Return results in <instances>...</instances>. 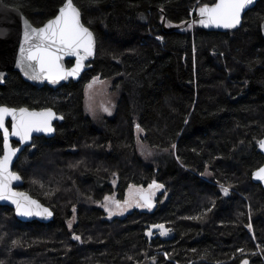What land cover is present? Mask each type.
<instances>
[{
	"label": "trees",
	"instance_id": "1",
	"mask_svg": "<svg viewBox=\"0 0 264 264\" xmlns=\"http://www.w3.org/2000/svg\"><path fill=\"white\" fill-rule=\"evenodd\" d=\"M2 1L36 27L65 3ZM73 1L97 38L92 69L58 90L36 88L17 72L0 85V105L51 108L64 118L55 136L36 138L15 167L23 189L54 219L25 224L0 207V264H264L254 241L264 253V190L252 181L264 162L257 152L264 138V0L226 33L194 22L170 30L214 0ZM97 77L112 80L116 94L114 116L100 124L84 109L85 88ZM137 125L149 157L140 153ZM153 181L164 185L154 211L110 220L97 207ZM157 224L170 233L150 241L146 232Z\"/></svg>",
	"mask_w": 264,
	"mask_h": 264
},
{
	"label": "snow or ice",
	"instance_id": "2",
	"mask_svg": "<svg viewBox=\"0 0 264 264\" xmlns=\"http://www.w3.org/2000/svg\"><path fill=\"white\" fill-rule=\"evenodd\" d=\"M252 3V0H214L212 3H205L199 7V23L204 26H216L226 29L236 27L241 20V13L245 7ZM95 38L88 27L81 22L80 9L73 0H65L58 14L47 21L41 28H33L25 23L24 44L20 47V66L24 69L25 75H31L34 80L48 79L53 83L67 79L69 76H77L84 67L83 62L88 57L94 55ZM64 56L77 57L76 64L71 69L63 66ZM2 77V74H0ZM99 78L97 77L93 83ZM92 85H89L91 88ZM109 111L108 108L104 109ZM11 117V131L6 126V119ZM56 118V114L51 109L40 112L30 111L28 108H10L0 105V130L3 131L5 153L0 157V200H11L17 211L21 215H48L52 213L44 208L38 201L23 193L14 191L11 187L12 181L20 180L19 175L10 171L12 158L19 149L12 148L9 144L10 136H17L23 141L31 138L33 131L52 132L51 121ZM63 119V117H60ZM137 129L140 126L137 125ZM264 148V141L260 142ZM175 147V145H173ZM255 176L264 181V168L259 169ZM164 185L153 181L148 189L132 186L129 189V200L123 202L115 200L113 197H105V200L114 204L121 212L127 207H131L134 202L137 206L151 208L153 206L152 197L155 195L154 189H161ZM227 194L228 189H224ZM104 207L113 214V210L106 203ZM75 211V209H73ZM75 219V218H73ZM69 228L72 222L68 223ZM161 235H167L170 231L164 225H157ZM148 235H152L149 231ZM80 240L79 236L74 237ZM241 251H243L241 249ZM243 264H248L245 260Z\"/></svg>",
	"mask_w": 264,
	"mask_h": 264
},
{
	"label": "water",
	"instance_id": "3",
	"mask_svg": "<svg viewBox=\"0 0 264 264\" xmlns=\"http://www.w3.org/2000/svg\"><path fill=\"white\" fill-rule=\"evenodd\" d=\"M260 1L261 0H252V3L245 7L244 11L241 13L240 23L234 28L226 29L223 27L201 25L199 23L200 17H199V12H198L199 8H198L194 20H190L189 22L185 23L182 26L170 28V30L174 31V32H181V31L185 30L192 22H194L197 26L203 28L204 30H206L208 32L226 33L227 31L237 30L242 26L245 14L248 11L252 10L257 5V3ZM74 4H75V2H74ZM80 12H81V10H80ZM81 22L84 24L85 27H88L85 25V23L83 21L82 12H81ZM25 23H27L28 25H30L33 28H41L47 22L40 27H36L28 20V18L23 14V12L20 9L9 7L2 0H0V74H2V77H0V85L5 84V81L8 77L9 72H17L20 74V76L22 77V79L25 82L31 84L32 86H34L36 88L40 89V88L47 86L52 90H58L59 88H61L62 86L66 85V84H69L70 82L75 83V82L80 81L82 76L86 72H88L90 69H92L91 63L95 60L96 54H97V38H96L94 32L88 27L90 29V31L93 33L94 38H95L94 55L88 57V59H86L83 62L84 67L81 70V72L79 73V75L69 76L67 79L60 80L57 83H53L51 80H48V79L34 80L31 78V75H25L24 69L19 64L20 47H21V45L24 44ZM164 28L166 29V27H164ZM261 32H262V35L264 38V22L261 24ZM76 60H77V57L64 56L62 63L66 69H71L72 67L75 66ZM68 62H72V65L68 66V64H67ZM10 108H14V107H10ZM23 108H27V107H23ZM48 109H51V108H48ZM29 110L40 112V111H43L45 109H42V110L29 109ZM51 110L56 114V118H54L51 121V125H52V128L54 129V131H52V132L33 131L31 134V138L27 141H23L17 136H10L9 137L10 146L12 148L19 149V151H17L15 156L12 158L11 165H10V171L19 175L17 172H15V166L18 163V161L20 160V158H21L22 154L25 152V150L30 148L33 145L34 139L43 138V137L51 138V137L55 136L56 124L62 123L64 121V118L60 119V117H63V116L58 115L55 110H53V109H51ZM5 123H6V126L9 128V131H11V123H12L11 117H8L5 121ZM0 133L2 134V138H3V131L0 130ZM261 141H264V138H262L258 142L257 152L260 153L264 157V148H261V146H260ZM13 142L18 143V146L14 147ZM4 153H5V148H4V138H3V155H4ZM261 168H264V163L260 168H258L257 170H255L253 172L252 179L255 183L261 184L263 189H264V181L257 179L255 176V173ZM19 177H20V180L12 181V185H11L12 189L18 193L26 194L27 196L31 197L33 200L38 201L39 204H41L44 208L49 209L51 211L52 215L51 216H48L46 214L42 215V216L21 215L17 211L16 205L11 200H0V206L1 207H7V208H10L11 210H13L16 219L21 223L26 224V223L38 222L40 224L45 225V224H49L50 222H52L54 219L53 210L50 207H48L47 205H45L44 203H42L40 200L34 198L30 193L26 192L25 190H20L24 186V181L20 175H19ZM152 201H153V206L151 208H148V209L155 210L157 207V204L153 198H152ZM149 231H151V233L153 234L154 232L162 231V230L158 227H155V226H153L151 229H149L147 231L146 237H148V239L151 241L152 236L148 235ZM248 264H249V262H248Z\"/></svg>",
	"mask_w": 264,
	"mask_h": 264
},
{
	"label": "rangeland",
	"instance_id": "4",
	"mask_svg": "<svg viewBox=\"0 0 264 264\" xmlns=\"http://www.w3.org/2000/svg\"><path fill=\"white\" fill-rule=\"evenodd\" d=\"M95 79L96 78H94L90 83H88L86 88H85V107H84V109H85V113L95 123L100 124L104 119L112 118L114 116L115 107H116V94L113 91V87H112L113 81L112 80L99 78L98 80H96L95 83H93V81ZM89 85H92L91 88L89 87ZM105 108H108L109 111H105L104 110ZM136 134H137V143H138L140 153L144 157L151 156L150 149L142 140V136L144 133L142 131H138ZM114 184L116 185L117 181H114ZM129 189L127 191L126 199H124V200H119L118 197L116 196V194L109 195L107 197H113L115 200H119L121 202H123L125 200H129ZM143 189L149 190L148 187L147 188L143 187ZM152 191L155 192V195L152 198L155 201H157L159 199V196H161L163 194L164 187L161 189H154ZM106 203L109 205V207L112 208L113 214H110L109 211L104 207V204H106ZM97 207L100 208L101 210H103L106 213L107 219H110V220H116V219L123 220L127 216L132 214L134 211L145 212V210H146L144 207L137 206L133 202L131 207H127L125 210H123L121 212L120 210L116 209V206L114 204L106 201L105 199L101 203L97 204ZM150 211H154V210H150ZM73 218H75V219H73ZM69 221L72 222V227L69 228V226H68V228L72 232L74 225H76V223H77L76 215H74ZM69 221H68V223H69ZM68 223H67V225H68ZM253 239H254V236H253ZM254 241L257 245L256 253L261 255V258L264 261V253L262 252L263 250L260 249V245L255 239H254ZM248 253L254 254L252 252H248Z\"/></svg>",
	"mask_w": 264,
	"mask_h": 264
},
{
	"label": "flooded vegetation",
	"instance_id": "5",
	"mask_svg": "<svg viewBox=\"0 0 264 264\" xmlns=\"http://www.w3.org/2000/svg\"><path fill=\"white\" fill-rule=\"evenodd\" d=\"M10 125V124H9ZM35 140V139H34ZM34 142V141H33ZM13 146L14 147H17L18 146V143H16V142H13ZM32 147V146H31ZM30 147V148H31ZM27 150V149H26ZM262 156V155H261ZM2 157V156H1ZM263 157V156H262ZM264 158V157H263ZM264 163V162H263ZM17 165V164H16ZM263 165V164H262ZM261 165V166H262ZM260 166V167H261ZM16 167V166H15ZM259 167V168H260ZM15 172H16V170H15ZM18 173V172H17ZM19 174V173H18ZM20 175V174H19ZM252 181H253V179H252ZM253 183H255L254 181H253ZM255 184H257V183H255ZM261 187H262V185L261 184H259ZM262 189H263V187H262ZM20 190H25V189H20ZM26 191V190H25ZM157 202V206H158V200L156 201ZM157 208V207H156ZM157 225H164V224H157ZM156 226V225H155ZM164 227L166 228V226L164 225ZM168 233H170V232H168ZM146 235H147V232H146ZM150 236H152L153 237V239H157L158 237L160 238V237H162V236H164V235H161V231H157V232H154L152 235H150ZM260 249H262V247H260ZM248 262H249V264H250V260H248V259H246ZM245 261V260H244ZM243 263V262H242ZM241 263V264H242Z\"/></svg>",
	"mask_w": 264,
	"mask_h": 264
},
{
	"label": "bare ground",
	"instance_id": "6",
	"mask_svg": "<svg viewBox=\"0 0 264 264\" xmlns=\"http://www.w3.org/2000/svg\"><path fill=\"white\" fill-rule=\"evenodd\" d=\"M264 190V189H263Z\"/></svg>",
	"mask_w": 264,
	"mask_h": 264
}]
</instances>
